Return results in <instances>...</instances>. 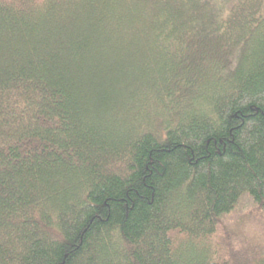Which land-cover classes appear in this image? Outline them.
<instances>
[{"label": "trees", "instance_id": "1", "mask_svg": "<svg viewBox=\"0 0 264 264\" xmlns=\"http://www.w3.org/2000/svg\"><path fill=\"white\" fill-rule=\"evenodd\" d=\"M0 264H264V0H0Z\"/></svg>", "mask_w": 264, "mask_h": 264}]
</instances>
